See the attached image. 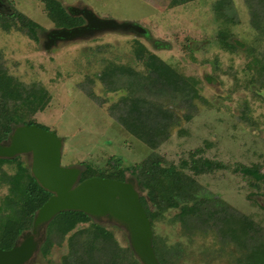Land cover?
I'll return each instance as SVG.
<instances>
[{"label":"rangeland","instance_id":"1","mask_svg":"<svg viewBox=\"0 0 264 264\" xmlns=\"http://www.w3.org/2000/svg\"><path fill=\"white\" fill-rule=\"evenodd\" d=\"M59 1L69 11L73 5L88 7L99 17L139 24L145 29L142 33L134 29L102 30L45 46L46 31L55 28V23L48 15L44 0H0V11H21L41 25L39 40L16 27L5 30L0 26V53L10 73L25 82L39 81L50 91L51 99L33 119L63 138V165L84 167L83 161H87L103 166L116 155L122 159L123 167L130 168L152 152L178 163L188 157L189 151L203 147L206 157L232 164L260 163L263 164L260 171L264 172V88L248 82L254 70L247 66L246 47L255 35L245 0H233L241 23L231 28L237 39H230L237 45L232 50L225 49L216 36L218 28L223 26L214 17L216 0H193L184 4L177 0ZM136 39L180 73L198 77L200 94L204 97L196 101L198 111L194 117L179 126L184 132L175 128L156 149H151L112 117L109 105L122 92H109L98 78L106 59L131 64L137 70L147 68L134 52ZM161 42L169 46H160ZM257 48H264V38L259 40ZM98 96L101 98L95 101ZM207 141L211 144L207 145ZM21 159L28 164L31 155L21 154ZM97 172L102 176L100 170ZM127 176L133 177L128 169ZM196 178L203 187L202 192L218 195L264 228V179L250 178L227 168ZM5 191L6 187H2L0 194ZM171 211L159 218L155 227L157 234L170 244L183 242L191 256L206 246H210L211 255V236L204 239L196 234L190 239L180 222L171 218ZM104 222L114 230L120 245L129 243L123 226L108 219ZM85 225L82 223L79 227ZM0 245L5 244L0 242ZM66 252V242L55 244L47 255L37 251L27 264H61V256ZM225 258L219 264H226Z\"/></svg>","mask_w":264,"mask_h":264},{"label":"trees","instance_id":"2","mask_svg":"<svg viewBox=\"0 0 264 264\" xmlns=\"http://www.w3.org/2000/svg\"><path fill=\"white\" fill-rule=\"evenodd\" d=\"M190 1L193 0H177L181 4ZM245 1L255 35L246 47L249 51L247 66L254 70L248 82L264 88V48H257L259 40L264 38V0ZM44 3L55 28L73 27L85 21L81 15L72 14L59 0H44ZM237 11L233 0H216L213 6L214 17L223 23L216 36L225 49L237 46L230 40H237L231 29L241 23ZM0 26L5 30L16 27L28 37L39 40L41 25L21 11H0ZM163 45L169 46L161 42L160 46ZM134 52L137 58L143 59L146 69L137 70L131 64L106 59L98 78L109 92H122L109 105L112 117L151 149H156L175 128L184 132L179 126L198 111L196 101L204 99L199 90L200 79L180 73L139 39L135 40ZM208 79L212 80L210 76ZM89 94L94 96L91 89ZM98 98L101 97H96L95 101ZM50 99V91L39 81L25 82L10 73L0 53V141L7 140L15 126L36 123L33 115ZM210 144L207 141V145ZM203 152V147H197L178 163L152 152L130 168L123 167L122 159L116 155L103 166L83 161L85 166L80 180L101 176L99 170L102 177L125 180L127 169L130 171L151 220L153 244L161 264H199L200 261L219 264L222 257H226V264H264L263 226L218 195L202 192L203 187L196 178L215 169L227 168L261 180L264 179V172L260 171L263 164H232L206 157ZM30 163L26 164L21 154L0 156V189L6 187L0 194V242L5 244L0 247L5 249L32 230L37 210L52 194L34 177ZM169 210H173L171 218L180 222L190 239L196 234L204 239L211 236V255L210 246H206L191 256L183 242L170 244L157 234L156 224ZM104 221L80 210L61 211L43 227L40 251L47 255L55 244L66 242L67 252L61 256V264H143L130 243L120 245L114 230ZM82 223L87 225L79 227Z\"/></svg>","mask_w":264,"mask_h":264},{"label":"water","instance_id":"3","mask_svg":"<svg viewBox=\"0 0 264 264\" xmlns=\"http://www.w3.org/2000/svg\"><path fill=\"white\" fill-rule=\"evenodd\" d=\"M70 12L85 19L82 25L56 27L48 32L50 43L90 35L102 30L144 28L131 22L99 17L88 7L71 6ZM48 46V43H45ZM63 138L56 131L36 123L13 128L7 140L0 141V156L31 155V171L38 182L52 194L37 210L31 231L22 235L11 248L0 247V264H26L40 250L43 227L56 214L80 210L96 219H108L123 226L129 243L143 264H161L153 244L154 232L147 210L141 201L134 177L125 180L102 176L81 179L83 168L62 164ZM40 234V238L36 235Z\"/></svg>","mask_w":264,"mask_h":264},{"label":"flooded vegetation","instance_id":"4","mask_svg":"<svg viewBox=\"0 0 264 264\" xmlns=\"http://www.w3.org/2000/svg\"><path fill=\"white\" fill-rule=\"evenodd\" d=\"M85 23V21L82 23V24H84ZM82 24H80V25H82ZM58 28V27H57ZM48 32L49 31H46V34H45V36H44V44L45 43H48V45H51V44H53V43H50L49 41L50 40H48ZM56 43V42H55ZM41 236H40V234H38V235H36V238H40ZM21 238H22V236H21ZM20 238V239H21ZM27 264V263H26Z\"/></svg>","mask_w":264,"mask_h":264}]
</instances>
